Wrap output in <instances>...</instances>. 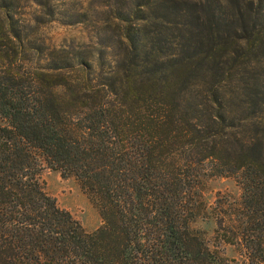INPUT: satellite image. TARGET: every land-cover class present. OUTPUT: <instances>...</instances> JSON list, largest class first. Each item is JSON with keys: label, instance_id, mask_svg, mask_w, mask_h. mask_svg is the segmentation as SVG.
<instances>
[{"label": "trees", "instance_id": "obj_1", "mask_svg": "<svg viewBox=\"0 0 264 264\" xmlns=\"http://www.w3.org/2000/svg\"><path fill=\"white\" fill-rule=\"evenodd\" d=\"M77 5L0 0V264H223L190 223L229 174L219 240L264 264V0ZM55 16L99 22L91 43L44 45ZM42 161L79 181L96 228L44 190Z\"/></svg>", "mask_w": 264, "mask_h": 264}, {"label": "rangeland", "instance_id": "obj_2", "mask_svg": "<svg viewBox=\"0 0 264 264\" xmlns=\"http://www.w3.org/2000/svg\"><path fill=\"white\" fill-rule=\"evenodd\" d=\"M77 1L80 0H70V7H77ZM89 1L92 5L106 3V0ZM92 25L97 26L99 22L93 21L85 25L77 22L64 23L62 17L55 16L40 24L37 31L48 47L82 45L91 43ZM40 164L39 179L44 190L54 197L56 204L68 210L85 231L96 228L101 223L100 216L79 181L72 175L61 176L57 169L46 166L43 161ZM202 197L206 202V214L204 217H196L190 225L203 231L207 244L224 256L223 264H263L256 257L248 258L245 248L240 244L225 243L218 237L225 225L234 218L240 200L237 178L233 174L207 178L203 183Z\"/></svg>", "mask_w": 264, "mask_h": 264}]
</instances>
